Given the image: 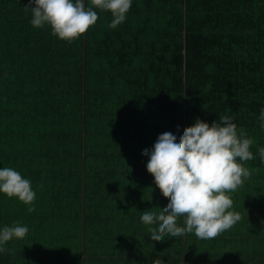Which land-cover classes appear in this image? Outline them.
I'll list each match as a JSON object with an SVG mask.
<instances>
[{
    "label": "trees",
    "instance_id": "16d2710c",
    "mask_svg": "<svg viewBox=\"0 0 264 264\" xmlns=\"http://www.w3.org/2000/svg\"><path fill=\"white\" fill-rule=\"evenodd\" d=\"M27 3L0 0V169L30 180L36 199L0 193V230L29 229L0 264H264L260 249L243 258L264 249L249 235H264V0H132L115 29L94 9L97 22L71 43L32 27ZM225 115L255 141L242 163L256 171L228 193L242 219L211 240L152 241L156 225L140 217L168 198L142 151Z\"/></svg>",
    "mask_w": 264,
    "mask_h": 264
},
{
    "label": "clouds",
    "instance_id": "9594fccd",
    "mask_svg": "<svg viewBox=\"0 0 264 264\" xmlns=\"http://www.w3.org/2000/svg\"><path fill=\"white\" fill-rule=\"evenodd\" d=\"M90 4L86 7L85 0H28L24 10L31 13L32 27L48 25L53 36L71 43L97 22L94 9L110 12L113 19L109 28L115 29L125 21L132 0H90ZM259 119L264 129V108ZM254 142L244 131L238 134L228 115L211 125L196 118L179 138L170 132L160 134L152 148L141 153L148 157L146 170L155 186L168 198L162 209L157 207L159 212L145 210L140 217L145 225H156L148 228L150 239L161 242L165 236L194 233L199 239L211 240L239 222L242 216L230 211L233 200L228 193L243 186L256 171L242 163L254 159L250 151ZM258 154L264 163V147ZM0 193L25 205H33L36 199L31 181L9 167L0 169ZM27 211L32 213L35 208L29 206ZM179 217H184V226H178ZM28 231L19 222L5 226L0 230V252H10L4 245L14 238L23 239ZM154 264L163 262L157 259Z\"/></svg>",
    "mask_w": 264,
    "mask_h": 264
},
{
    "label": "crops",
    "instance_id": "0c3cea01",
    "mask_svg": "<svg viewBox=\"0 0 264 264\" xmlns=\"http://www.w3.org/2000/svg\"><path fill=\"white\" fill-rule=\"evenodd\" d=\"M246 215V217L248 216V214L247 213H245ZM249 216L251 217L252 216V214L250 213L249 214ZM261 216H262V213H261V215L259 216L260 217V219H261ZM249 218V217H248ZM262 219H264L263 217H262ZM248 227V226H247ZM263 227V226H262ZM249 228V227H248ZM262 229V228H261ZM252 231V230H251ZM250 231L249 230H247V234L249 233ZM249 235H251V237L252 236H254V238L252 237L251 239H254V240H258V238H259V240H261V239H264V235L262 234H260V235H257V234H253V233H249ZM262 243V242H261ZM255 244L254 246H252V247H245V249L246 250H248V251H244L243 253H244V255H243V258H247V257H251V256H253V255H251V251H252V249H260L259 251H258V253H256V257H263L264 256V249H263V247H262V244ZM249 249H251V251L249 250Z\"/></svg>",
    "mask_w": 264,
    "mask_h": 264
},
{
    "label": "rangeland",
    "instance_id": "374dc122",
    "mask_svg": "<svg viewBox=\"0 0 264 264\" xmlns=\"http://www.w3.org/2000/svg\"><path fill=\"white\" fill-rule=\"evenodd\" d=\"M262 202H263V200H262ZM260 221H262V223L264 222V220H262V216H261V220Z\"/></svg>",
    "mask_w": 264,
    "mask_h": 264
}]
</instances>
